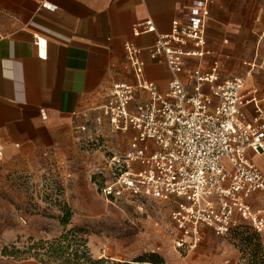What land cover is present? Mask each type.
I'll list each match as a JSON object with an SVG mask.
<instances>
[{
  "label": "built area",
  "instance_id": "2783aa9c",
  "mask_svg": "<svg viewBox=\"0 0 264 264\" xmlns=\"http://www.w3.org/2000/svg\"><path fill=\"white\" fill-rule=\"evenodd\" d=\"M133 34L156 35L146 50L134 42L125 44L137 83L114 84L97 109L99 115L86 116L78 128L90 134L83 141L99 135L105 125L129 139L123 152L106 161L103 171L109 177L102 193L109 200L129 195L172 204L177 248L195 249L207 234L228 239L241 226L264 238V171L250 155L264 154V92L246 87L260 55L243 63L249 68L246 78L221 80L217 61L203 68L211 55L205 23L177 22L170 33L160 34L148 18L134 25ZM35 39L39 58L46 59L48 42ZM145 52L166 65V92L147 79ZM248 107L253 108L250 116ZM3 157L0 143V162Z\"/></svg>",
  "mask_w": 264,
  "mask_h": 264
},
{
  "label": "crops",
  "instance_id": "0c3cea01",
  "mask_svg": "<svg viewBox=\"0 0 264 264\" xmlns=\"http://www.w3.org/2000/svg\"><path fill=\"white\" fill-rule=\"evenodd\" d=\"M148 18L160 34L177 22L205 23L211 55L203 68L217 61L221 80L246 78L243 63L259 54L246 87L264 92V0H0V143L7 161L36 150L76 152L78 128L99 115L114 84L137 83L125 44H154L155 34H133ZM37 37L48 42L46 59L38 56ZM144 60L147 79L166 92V65L146 52ZM250 155L264 171V154ZM255 199L260 205L261 196Z\"/></svg>",
  "mask_w": 264,
  "mask_h": 264
},
{
  "label": "rangeland",
  "instance_id": "374dc122",
  "mask_svg": "<svg viewBox=\"0 0 264 264\" xmlns=\"http://www.w3.org/2000/svg\"><path fill=\"white\" fill-rule=\"evenodd\" d=\"M102 131L88 141L83 139L90 134L81 133L70 155L36 150L0 162V264H45L33 257L35 250L28 252L31 239L55 245L63 235L71 247L44 255L46 264L61 263L78 241L86 243L95 260L108 264L239 262V240L207 234L195 249L177 248L170 203L129 195L107 199L101 188L109 174L103 168L112 154L127 148L129 139L108 128ZM68 214L69 223L63 225Z\"/></svg>",
  "mask_w": 264,
  "mask_h": 264
},
{
  "label": "trees",
  "instance_id": "16d2710c",
  "mask_svg": "<svg viewBox=\"0 0 264 264\" xmlns=\"http://www.w3.org/2000/svg\"><path fill=\"white\" fill-rule=\"evenodd\" d=\"M69 216L67 215L64 219L61 220L63 225L69 223ZM68 237L67 235H63L58 241L55 242V245H50L47 242H34L31 239V246L28 249V252L31 253L34 250L33 257L39 259L43 263H47L44 260V255L49 254L50 252L54 253L56 250L61 252H65L68 250L71 245L66 244ZM231 241H242L241 247L239 249L240 252V263L239 264H264V245L263 238H261L258 234L253 232L247 226H241L228 238ZM83 242V241H82ZM83 261V262H82ZM109 262L105 259L95 260L87 248L86 243H76L74 250L70 252L65 260H63L59 264H108Z\"/></svg>",
  "mask_w": 264,
  "mask_h": 264
}]
</instances>
